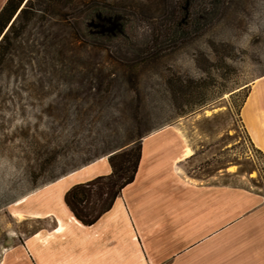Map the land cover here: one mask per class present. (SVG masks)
<instances>
[{"label": "rangeland", "instance_id": "rangeland-1", "mask_svg": "<svg viewBox=\"0 0 264 264\" xmlns=\"http://www.w3.org/2000/svg\"><path fill=\"white\" fill-rule=\"evenodd\" d=\"M117 1L60 17L36 0L0 50V264L54 225L47 212L68 214L77 182L60 179L94 163L110 174L111 153L133 141L180 140L195 155L190 173L220 170L212 181L264 194V151L243 113L264 75V0L197 3L191 35L157 44L149 60L136 55L170 0ZM118 17L116 32L96 33L98 20Z\"/></svg>", "mask_w": 264, "mask_h": 264}, {"label": "crops", "instance_id": "crops-1", "mask_svg": "<svg viewBox=\"0 0 264 264\" xmlns=\"http://www.w3.org/2000/svg\"><path fill=\"white\" fill-rule=\"evenodd\" d=\"M7 2L0 0V12ZM243 113L252 143L264 151V75L251 85ZM186 152L180 140L150 139L134 182L96 224H82L67 205L63 216L50 210L44 218L54 225L1 264H264V194L212 181L220 170L198 178L188 165L195 155ZM101 171L94 163L67 179L79 184ZM58 217L65 233H55L63 227Z\"/></svg>", "mask_w": 264, "mask_h": 264}, {"label": "trees", "instance_id": "trees-1", "mask_svg": "<svg viewBox=\"0 0 264 264\" xmlns=\"http://www.w3.org/2000/svg\"><path fill=\"white\" fill-rule=\"evenodd\" d=\"M45 8L44 15H52L56 11L60 17H65V11L77 9L78 6H92L101 4L111 7L117 4V0H40ZM127 1V0H125ZM129 1V0H128ZM205 0H170L165 1L164 14L155 31L146 36L142 42L139 53L136 56L149 60L156 55L155 47L159 43L177 41L180 37L190 36V29L195 25L197 18L193 7L197 3L203 5ZM26 2V3H25ZM36 0H8L0 12V37L8 27L9 23L20 10L16 19L10 25L9 30L0 41V50L4 44L10 41V35L15 29L18 21L29 19L33 15ZM203 2V3H202ZM25 5L23 6V4ZM23 6V7H22ZM41 10V9H38ZM53 17V16H52ZM56 18V17H53ZM101 18V17H100ZM111 18V17H110ZM203 19V17L201 18ZM116 18H103L98 20L94 26L97 34L105 35L116 32ZM61 21H65L63 18ZM59 21L58 23H63ZM164 39L161 41V39ZM130 67V66H129ZM137 69V66H131ZM131 146L119 148L109 156L111 173L99 175L89 181L79 183L71 187L65 194V204L74 217L86 226L96 224L100 218L109 212L121 195L123 189L133 183L141 161L143 144L140 141H133Z\"/></svg>", "mask_w": 264, "mask_h": 264}, {"label": "bare ground", "instance_id": "bare-ground-1", "mask_svg": "<svg viewBox=\"0 0 264 264\" xmlns=\"http://www.w3.org/2000/svg\"><path fill=\"white\" fill-rule=\"evenodd\" d=\"M260 81V80H259ZM219 109V108H218ZM217 109V110H218ZM217 110H215V111H217ZM213 111V110H212ZM187 153H188V155H192L193 154V151L191 150V149H189V148H187ZM67 179V177H64V178H62V179H60V182H64L65 180ZM190 180V179H189ZM19 215V214H18ZM60 228H62L61 226H60Z\"/></svg>", "mask_w": 264, "mask_h": 264}, {"label": "water", "instance_id": "water-1", "mask_svg": "<svg viewBox=\"0 0 264 264\" xmlns=\"http://www.w3.org/2000/svg\"><path fill=\"white\" fill-rule=\"evenodd\" d=\"M20 10H21V9H20ZM20 10H19V11H18V13L16 14V17H17V16H18V14L20 13ZM16 17H15V18H16ZM14 20H15V19H14Z\"/></svg>", "mask_w": 264, "mask_h": 264}]
</instances>
